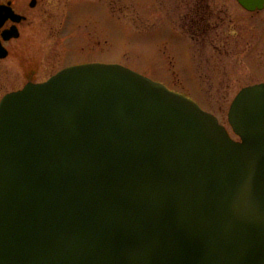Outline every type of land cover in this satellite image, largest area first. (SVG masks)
Segmentation results:
<instances>
[{"label": "water", "instance_id": "obj_1", "mask_svg": "<svg viewBox=\"0 0 264 264\" xmlns=\"http://www.w3.org/2000/svg\"><path fill=\"white\" fill-rule=\"evenodd\" d=\"M25 20L0 5V30L13 24L2 41ZM228 123L240 142L115 65L69 68L5 96L0 264H264V84L237 95Z\"/></svg>", "mask_w": 264, "mask_h": 264}, {"label": "rangeland", "instance_id": "obj_2", "mask_svg": "<svg viewBox=\"0 0 264 264\" xmlns=\"http://www.w3.org/2000/svg\"><path fill=\"white\" fill-rule=\"evenodd\" d=\"M32 1L0 0L26 18L3 44L0 101L67 64L118 65L192 100L238 141L227 115L239 91L264 84V10L236 0Z\"/></svg>", "mask_w": 264, "mask_h": 264}, {"label": "flooded vegetation", "instance_id": "obj_3", "mask_svg": "<svg viewBox=\"0 0 264 264\" xmlns=\"http://www.w3.org/2000/svg\"><path fill=\"white\" fill-rule=\"evenodd\" d=\"M254 13H259V12H254ZM254 13H250V14H254ZM24 22H22L21 24H23ZM8 26V27H7ZM12 27V24L11 23H7L5 26H4V28L1 30V32L3 31V30H6V29H10ZM19 27H20V25L18 26V29H19ZM11 42L13 41V40H10ZM9 41V42H10ZM8 43V42H7ZM86 63H89V62H75V63H72V64H67V66L66 67H64V68H67V67H71V66H75V65H80V64H86ZM35 64V63H34ZM36 66H39L38 64H35ZM63 68V69H64ZM62 70V69H61ZM48 80V79H47ZM28 83H32V82H27L25 85H23V87L24 86H26ZM33 84H40V83H33Z\"/></svg>", "mask_w": 264, "mask_h": 264}]
</instances>
